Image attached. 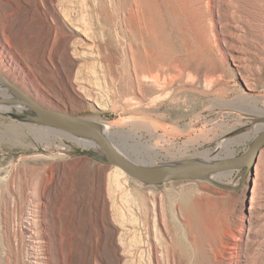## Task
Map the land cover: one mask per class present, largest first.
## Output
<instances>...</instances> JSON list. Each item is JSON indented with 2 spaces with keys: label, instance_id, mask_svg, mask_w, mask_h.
<instances>
[{
  "label": "rangeland",
  "instance_id": "obj_1",
  "mask_svg": "<svg viewBox=\"0 0 264 264\" xmlns=\"http://www.w3.org/2000/svg\"><path fill=\"white\" fill-rule=\"evenodd\" d=\"M213 9L214 0H0V73L53 112L112 123L117 146L148 169L230 160L264 125V0L236 13L257 34L242 32V59L231 7L221 4L223 35ZM18 102L0 89V264H157L148 242L173 264L178 236L188 264H213L212 242L248 218L260 156L149 184ZM263 171L264 161V200Z\"/></svg>",
  "mask_w": 264,
  "mask_h": 264
},
{
  "label": "bare ground",
  "instance_id": "obj_2",
  "mask_svg": "<svg viewBox=\"0 0 264 264\" xmlns=\"http://www.w3.org/2000/svg\"><path fill=\"white\" fill-rule=\"evenodd\" d=\"M223 2H226L231 7V10L228 13L227 20L232 19L234 21V25L232 26L233 31L230 32V36H229L231 38V42H232V52L234 54L233 56H234V58L236 57L238 59H242L244 50L242 47L238 46L239 44L244 45V41L242 40V32H244V29H247V35L250 37H253V38L257 37V34H256L255 30L252 29L251 24L248 23V21L241 19V18L236 16L237 12H241V10L239 9V6H240V4L243 3V0H214V9H213L211 15H212L213 19L216 21V26L220 29L221 33H222V30L220 28L221 27L220 19L222 20V18L220 15V8H221V4ZM203 3H204V0H200V4H203ZM244 33L246 34V32H244ZM222 35H223V33H222ZM244 36H246V35H244ZM246 39H247V43H252V42H250L251 38L247 37ZM251 45L253 46L255 44H253V43L249 44V50H250V48H252ZM66 50L68 53L71 52L70 51V45L68 42L66 43ZM0 89L4 90L5 92L8 90V88L4 84H0ZM10 99H12V98H10ZM13 106L19 110H21L23 108L22 103H19V102L15 103ZM53 114L60 121L70 123V124H77V125L81 124L78 120L67 117L65 115H60L56 112H53ZM88 121L90 123H92L95 127H97L99 130H101L117 146V144L114 142V140L111 138V136L114 132H117L118 129L112 123H105L102 121L97 122V121H91V120H88ZM42 125L47 126L49 128H52V129H55L62 134L63 133L67 134V136L70 135L75 142H77L78 144H80L82 146H85V147L86 146H98V147L101 146L99 143V140L94 135H89L90 137L80 136L78 134L71 133V132H68L65 130H61V129H57V128H54V127H51L48 125H44V124H42ZM263 128H264V125L259 129V131H261ZM118 148L120 149V147H118ZM100 150L104 151L103 148ZM121 152L126 157H128L129 159L134 161V159L129 157L125 152H123V150H121ZM215 155H216V153H215ZM259 156H260V159H259L258 164L256 165V177L254 179V187H253V191H252L253 196H252V200H251V206L249 209L248 218L246 220L244 218H242V219L240 218L241 220L239 222H236L232 226H230L229 228H226L227 230L225 229L226 231H225L223 236L218 237V239H216L212 242V251H213V256H214L213 261L215 262L213 264H216V263L219 264V262L222 264H264V230H263L262 234H259L257 231L258 223L264 222V200L261 197L262 193H261V195L259 194V191L261 190L262 184L258 183L259 176L262 175V174L260 175V173H261L260 168L263 165L264 152L260 151ZM166 166H169V165H166ZM115 167L119 172L124 173L123 170L121 168H119L117 165H115ZM165 167L161 168V169H149V170L150 171L152 170L154 172H160V171L164 170ZM143 169H148V168L143 167ZM262 177H261V179H263ZM262 182H264V179ZM102 187H103L102 188L103 189L102 203L104 206L103 208L105 209V211L108 212V207L110 205L108 204L107 199L109 198L110 194L108 195L107 192H105L104 185H102ZM256 193H258V195ZM111 216H113V215H111ZM110 217H109V215L107 216V218L109 220H110ZM39 218L40 217L38 215H36V218L30 219L31 224L38 225V222L39 223L42 222V219H39ZM111 221H113V220H111ZM116 238H117V236H116ZM41 240L39 242H43ZM36 241H38V240H36ZM177 243L179 244L181 254L178 257L175 256L174 259H177L178 261L174 262L173 264H188L189 259L191 258L192 252L190 251L189 247L186 245V242L182 237H180V236L177 237ZM146 246L155 255L156 260H157V264H158L159 260H160V256H159L160 255V247H159L158 243L154 242L151 244L148 242V244H146ZM234 255H236V257H237L236 260H235ZM42 256L44 257V255H42Z\"/></svg>",
  "mask_w": 264,
  "mask_h": 264
},
{
  "label": "water",
  "instance_id": "obj_3",
  "mask_svg": "<svg viewBox=\"0 0 264 264\" xmlns=\"http://www.w3.org/2000/svg\"><path fill=\"white\" fill-rule=\"evenodd\" d=\"M0 84H4L23 104L34 110L36 118L44 125L65 130L75 134L94 135L99 140L104 152L109 157V162L122 168L131 177L149 184H159L168 179L181 177L201 178L208 173H217L234 170L241 167H251L257 163L259 153L264 147V128L256 136L252 146L242 155L230 160L213 161L208 163H181L166 166L160 172L143 169L145 166L126 157L121 150L101 130L87 119H78L81 124H70L58 120L53 112L26 93L21 87L0 73ZM12 100V99H11ZM147 168V167H145ZM152 169V168H150ZM154 169V168H153Z\"/></svg>",
  "mask_w": 264,
  "mask_h": 264
}]
</instances>
